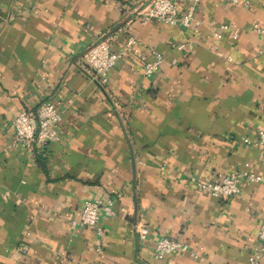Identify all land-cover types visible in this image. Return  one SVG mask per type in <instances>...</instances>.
<instances>
[{"label":"crops","instance_id":"1","mask_svg":"<svg viewBox=\"0 0 264 264\" xmlns=\"http://www.w3.org/2000/svg\"><path fill=\"white\" fill-rule=\"evenodd\" d=\"M153 1L0 0V264H248L264 223V151L242 142L264 130V0H201L187 28L143 24ZM172 2L182 15L189 0ZM128 37L138 53L102 87L84 55ZM153 52L163 63L145 78ZM46 102L61 113L60 140L15 144L12 119ZM233 171L261 182L241 180L227 201L191 182ZM102 198L114 200L102 238L72 229ZM162 237L188 252L158 260Z\"/></svg>","mask_w":264,"mask_h":264},{"label":"built area","instance_id":"2","mask_svg":"<svg viewBox=\"0 0 264 264\" xmlns=\"http://www.w3.org/2000/svg\"><path fill=\"white\" fill-rule=\"evenodd\" d=\"M231 1L237 3V0ZM200 2L201 0H189L185 13L181 15L172 0H154L150 5L138 11L137 16L141 18L143 24L151 20H156L169 26L187 28L193 23H196L195 12ZM12 20L13 16L7 18V21ZM220 29L228 30L229 27L223 25ZM253 31L262 33V30L258 28H254ZM236 32L237 30H235L233 39H236ZM188 48L191 47L185 44L171 46V49L179 51ZM138 51V42L133 37H128L117 52H111L108 43L104 41L90 48L84 55L83 61L89 69L92 79L102 87H105L108 82V71L116 62L127 57L130 53H138ZM162 63L163 57L159 53L153 52L151 59L144 61L143 76L145 78H151L161 67ZM60 122L61 113L50 102L41 104L34 113L19 112L11 121V126L14 130V143L29 149L33 146L45 147L50 143L57 142L60 140V132L58 130ZM242 142L264 151V130L254 140L243 139ZM241 180H246L249 183L261 182V179L255 175L237 171L231 172L218 183H204L196 179H192L191 182L195 184L198 190L204 191L214 198L227 201L238 194ZM120 197L121 195H117L116 198ZM113 215V199L102 198L95 201H88L84 204L79 218L71 222V228H92L97 237L102 238L103 231L99 224L100 219L101 217H111ZM136 232L141 242L146 241L149 230L145 226L137 225ZM257 238L259 241L258 246L248 257V264H258L264 258V223L259 227ZM154 250L155 257L158 260L165 261L168 256L174 253L188 252V247L184 243L162 237L155 242ZM97 251H100L98 247ZM192 256L195 255L192 254Z\"/></svg>","mask_w":264,"mask_h":264}]
</instances>
